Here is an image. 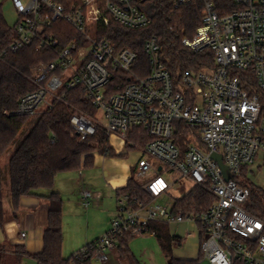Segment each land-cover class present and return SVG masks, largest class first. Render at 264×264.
<instances>
[{"label":"built area","instance_id":"2783aa9c","mask_svg":"<svg viewBox=\"0 0 264 264\" xmlns=\"http://www.w3.org/2000/svg\"><path fill=\"white\" fill-rule=\"evenodd\" d=\"M170 1L173 12L192 0ZM10 2L16 14L10 52L33 44L37 49H57L55 20L70 23L82 37L81 42L60 47L53 61L32 70L31 82L37 90L23 96L13 114L39 115L62 99L63 89L80 87L97 111L94 116L73 114L71 136L82 141L101 130L127 142L130 129L141 127L152 140L137 146L141 158L135 179L150 197L157 199L173 186L162 177L164 171L174 172L177 181L191 180L214 197L200 213L153 204L134 210L128 196L118 197L116 216L95 244L94 261L107 262L117 238L127 233L142 236L148 221L160 220L201 226V264L240 260L264 264V222L244 208L250 196L244 185L248 169L264 167V0H233L235 9L225 14L206 1L194 37L181 40L194 54L209 52V59L202 60L204 66L173 74L152 36L144 44L145 76L131 72L136 52L117 49L97 33V24L107 26L110 19L127 29L149 26L150 18L135 0H82L68 7L57 0ZM117 73L128 79L112 93L111 81ZM178 135L185 137L182 147L176 142ZM212 153L221 156L230 179L225 180ZM90 197V192L82 193L84 207ZM86 252L84 247L72 259L85 257Z\"/></svg>","mask_w":264,"mask_h":264},{"label":"trees","instance_id":"16d2710c","mask_svg":"<svg viewBox=\"0 0 264 264\" xmlns=\"http://www.w3.org/2000/svg\"><path fill=\"white\" fill-rule=\"evenodd\" d=\"M68 7L81 3L82 0H57ZM211 2L219 14H225L235 9L233 0H192L190 4L172 11L170 0H135V4L151 20L149 26L141 30L127 29L116 24L112 19L107 26L97 24L99 38H105L117 49L127 48L137 54V61L132 73L145 76L148 73V62L144 54L145 42L155 36L162 47V59L173 73L186 69H199L204 66V58L209 59V52L194 54L181 44L183 38L192 39L197 27L201 24L204 3ZM52 32L58 40L57 49H37L36 44L25 46L16 52L8 50L9 44L15 39L14 26H9L2 13L0 4V227L6 223L4 210V173L7 176L8 193L12 209L15 211L22 197L36 196L40 190L51 191L58 174L71 171H81L92 167L94 154L105 157L116 156L109 146L108 137L97 130L94 135L79 141L69 134V121L73 114L82 113L94 116L96 108L86 97L80 87L63 89L62 99L54 100L49 108L39 114L31 126L30 116L15 115L20 99L28 93L37 90L31 82L32 70L53 61L60 47L67 46L71 41L81 42V35L64 20H55ZM211 61V60H210ZM111 81V92L119 89L117 85L127 82L128 76L117 73ZM119 79V80H118ZM60 95V92H59ZM180 130L187 131L182 123L175 122ZM20 142L8 156L3 165V157L15 143L21 132L26 129ZM177 144L183 146L185 137H175ZM152 140L147 131L141 127L131 128L126 143L127 149H136ZM250 192L249 200L244 205L245 210L264 222V189L244 184ZM117 198L128 196L129 205L137 210L151 205L154 198L150 197L142 185L135 179V171L126 186L117 190ZM48 206L47 223L43 231V250L39 254H28L23 247L13 248V264H20L23 257H31L36 264H94L93 254L95 244H87L85 257L72 259L62 255V207L63 200L56 192H50L44 197ZM214 197L205 189L194 186L179 199H174L171 205L173 211L182 210L187 213H200L207 209ZM169 223L160 220L148 221L145 233L153 234L159 249L170 261L169 264H201L200 246L203 241V231L199 229V255L197 259L174 258L175 247H180L184 239L172 235L168 229ZM133 236L129 233L117 238L115 248L119 257L126 264H139L129 249ZM5 246L0 245V264H5ZM233 264H246L235 261Z\"/></svg>","mask_w":264,"mask_h":264},{"label":"crops","instance_id":"0c3cea01","mask_svg":"<svg viewBox=\"0 0 264 264\" xmlns=\"http://www.w3.org/2000/svg\"><path fill=\"white\" fill-rule=\"evenodd\" d=\"M108 141L116 156L94 154L92 167L58 174L51 191L40 190L36 196L22 197L15 211L12 209L8 190L6 191L3 206L8 220L0 227V245L5 246V256L13 258L15 246L23 247L31 255L43 250V231L48 218V206L44 197L50 192L58 193L63 200L64 258H69L87 244L99 240L109 230L117 211L116 192L126 186L132 173L136 171L141 154L137 148L127 149V142L117 136L108 137ZM84 191L91 194L87 207L83 206ZM22 233L25 234L24 237H21ZM150 236L154 237L153 234ZM163 256L168 262V258L164 254ZM111 257L115 260L111 264H126L119 257L116 248L108 254L107 262L94 263L107 264ZM20 264L36 262L31 257H23Z\"/></svg>","mask_w":264,"mask_h":264},{"label":"rangeland","instance_id":"374dc122","mask_svg":"<svg viewBox=\"0 0 264 264\" xmlns=\"http://www.w3.org/2000/svg\"><path fill=\"white\" fill-rule=\"evenodd\" d=\"M2 13L5 20L9 26H12L16 19L15 9L10 0H0ZM38 115L31 116L29 119V126L33 124ZM99 122L104 124L103 117L100 116ZM24 129L18 136L15 143L11 146L8 153L3 157V169L5 172V166L7 163L8 156L13 152L17 144L22 139L23 135L26 133ZM246 179L249 184H253L256 187L264 189V167H249ZM164 180L168 185L173 186L169 189L167 194L154 200L153 205H167L171 206L174 199L181 198L184 194L189 192L193 187L194 183L188 179H182L177 181V176L172 171H164L161 173ZM8 190L7 176L4 173V191ZM169 232L172 235L179 236L184 239V243L180 247H175L173 249V257L180 259H197L199 255V230L197 226L193 223L183 222V223H169ZM129 249L133 253L134 258L139 262V264H167L161 250L154 237L150 234H144L142 236H133L129 242ZM115 260L111 257L107 264H111ZM5 264H13L12 260L7 256ZM97 264V263H94Z\"/></svg>","mask_w":264,"mask_h":264},{"label":"water","instance_id":"95a60500","mask_svg":"<svg viewBox=\"0 0 264 264\" xmlns=\"http://www.w3.org/2000/svg\"><path fill=\"white\" fill-rule=\"evenodd\" d=\"M210 157L212 160H214L217 163L218 167L223 172V176H224L225 180L230 179V175L228 174L226 166L222 162L221 156L219 154L212 153ZM169 263H170V261L167 262V264H169Z\"/></svg>","mask_w":264,"mask_h":264}]
</instances>
